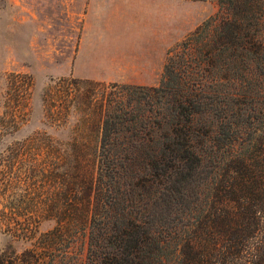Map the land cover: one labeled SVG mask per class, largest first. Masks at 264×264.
Instances as JSON below:
<instances>
[{
    "label": "trees",
    "instance_id": "16d2710c",
    "mask_svg": "<svg viewBox=\"0 0 264 264\" xmlns=\"http://www.w3.org/2000/svg\"><path fill=\"white\" fill-rule=\"evenodd\" d=\"M216 1L158 85L104 88L92 168L75 135L7 146L0 228L29 245L0 264H77L81 234L85 264H264V0ZM8 78L25 104L30 75ZM75 82L51 85L46 119L61 121L53 92L72 99Z\"/></svg>",
    "mask_w": 264,
    "mask_h": 264
},
{
    "label": "rangeland",
    "instance_id": "374dc122",
    "mask_svg": "<svg viewBox=\"0 0 264 264\" xmlns=\"http://www.w3.org/2000/svg\"><path fill=\"white\" fill-rule=\"evenodd\" d=\"M218 9L216 0H0V155L38 129L61 141L75 135L92 168L104 88L158 85L168 54ZM12 72L32 79L23 105L9 86ZM61 78L76 81L75 97L63 100L53 92L52 106L61 109L62 119L51 121L44 116V97ZM53 225L43 220L38 230ZM86 241V234L76 240L77 264H85ZM28 245L0 228V254Z\"/></svg>",
    "mask_w": 264,
    "mask_h": 264
}]
</instances>
